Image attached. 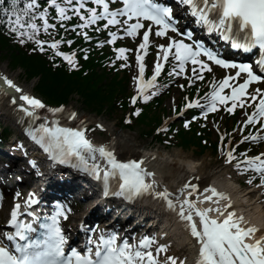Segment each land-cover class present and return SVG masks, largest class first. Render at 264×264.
I'll return each instance as SVG.
<instances>
[{
	"label": "snow or ice",
	"instance_id": "6c2138e0",
	"mask_svg": "<svg viewBox=\"0 0 264 264\" xmlns=\"http://www.w3.org/2000/svg\"><path fill=\"white\" fill-rule=\"evenodd\" d=\"M50 6L55 11L62 22L70 19L67 15L69 8L79 16L82 23L76 27L86 29L98 21H106L104 28L109 26H119L125 34L130 37L141 35L143 29L142 42L139 49L145 51L150 43V34L156 37H167V44L158 45L157 63L155 64L154 74L148 81V86H154V82L160 75L164 64L159 62L161 59L166 63L171 59L178 62L179 71L173 67L169 75H181L185 72V65H193L191 72L197 79H203V72L212 71L209 63L201 59L206 57L207 61L214 62L216 65L226 69H238L235 75H226L219 82H213L211 92L206 94L207 104L191 101L186 104L187 108L193 106L206 108L205 118L208 112L218 110L217 105H227L231 101V106L227 107L229 113L237 107H253L254 111L247 115L246 125H254L264 122V88L255 87L249 91L250 85L264 84V75L257 74L251 64L229 63L221 59L214 51L206 48L202 43H186L184 39H176L169 36V33H175L177 36H186L188 40L192 39V33H181L176 27V19L173 15V8L159 3L158 0H64L61 6L57 0H48ZM86 2L95 5L87 7ZM120 3L122 7L112 10L110 4ZM181 5L187 7L190 15L195 18L198 25H203L209 32H219L225 40H231L233 47L243 48L249 51L258 48L264 53V0H179ZM22 5V6H21ZM39 7L37 0H8V6H5V0H0V24L6 26L10 33L20 38L35 40L43 51V42L36 39L40 32V26L36 23L39 19L43 22V30L48 32L49 28H55L54 24H49L47 11H42L37 15L36 9ZM102 9V11H98ZM84 10L87 15L82 14ZM134 21V22H133ZM145 22H148L147 25ZM99 30V29H97ZM85 39H89L87 32L83 33ZM111 40L116 41L117 34L109 32ZM238 37L239 39H234ZM242 41V43H241ZM60 41H55L49 45L57 49ZM71 43V42H69ZM117 59L127 60L125 53L129 51L125 48L116 49ZM57 55L63 56L69 65H74V55H68L63 52H57ZM136 60L139 66L140 76L143 80L145 65L144 56L137 54ZM264 71V59L257 61ZM196 66H199V71ZM241 74H245L243 82H238ZM0 81L7 85L8 89H14L21 93L19 100L23 101L21 111L28 116H34L31 109H43L45 105L30 95L23 94L21 88L13 83L6 76H0ZM236 82V83H232ZM181 87H183L181 85ZM230 89V94H225V90ZM145 90L141 86L139 92L143 95ZM0 91H6L0 88ZM151 95H156L155 92ZM247 97V99H242ZM147 101L150 96L144 95ZM136 97L132 98V103H136ZM13 104L17 103L14 98ZM27 105L29 107H24ZM53 112H62L63 109H49ZM139 115V112L136 113ZM75 118V113L71 114ZM187 127V124L185 125ZM166 131V129H161ZM28 135L39 144L45 152H48L51 158L60 164H72L82 171L91 172L96 179H101V169L98 164L88 166L86 154L93 161L96 160V153L107 159L110 169L103 171V180L105 182V195H108L107 185L112 177H118L119 191L115 195H123L126 198L141 195L152 188V184L146 182L147 176H153V173L147 172L141 167L143 161H129L121 163L117 161L111 151L103 146L97 148L86 137L85 130L73 129L70 127H47L40 125L35 131L29 130ZM223 139V137H222ZM264 139V136H245L244 140L256 142ZM243 142V141H241ZM241 155L246 158L236 164L240 169L241 164L246 165L244 170H252L260 174L261 184L264 186V153L255 157H247L246 153ZM227 162L231 163L233 159V150L226 153ZM75 160L76 163H73ZM154 183V181H153ZM249 184L252 183L250 179ZM191 188L187 197H192L197 192L196 185L185 184L180 189V196L184 195L185 189ZM205 192L211 195L200 196L195 199L185 197L180 201V196L176 199L180 201L179 207L173 202L171 193L167 189L156 192V196L166 201L170 210L176 211L179 218L185 222V227L190 235L198 244V257L195 264H264V232H261L255 226L248 225L244 216L237 215L233 210L230 198L216 188H207ZM19 197V193L16 194ZM30 194L25 203L24 211L27 216L32 217L31 222L21 221V204L17 203L10 214L8 227L13 229L10 232L0 233V264H177V259L172 256H166L164 261L159 260L161 253L167 252V246L161 245L151 250L154 240L144 237L138 243L133 245L125 239L118 243V236L110 234L107 237L101 234L97 241L89 240L86 252L82 254L75 248L66 253L65 246L68 241L60 227L59 217L67 218L63 210V205H57L56 211L50 217L43 220L28 209L32 204L37 203ZM214 197L216 199H214ZM221 201H228L221 206ZM210 202V203H209ZM209 203L207 207H201V204ZM215 205V206H212ZM7 241L5 243L4 241ZM94 245V246H92ZM180 264H185L181 261Z\"/></svg>",
	"mask_w": 264,
	"mask_h": 264
},
{
	"label": "bare ground",
	"instance_id": "6f19581e",
	"mask_svg": "<svg viewBox=\"0 0 264 264\" xmlns=\"http://www.w3.org/2000/svg\"><path fill=\"white\" fill-rule=\"evenodd\" d=\"M7 68L8 67L6 65L0 66L1 76L5 75L4 72L7 70ZM6 103L8 104L9 102L6 101ZM7 104L3 105L1 108L2 116H4L6 119L14 120L13 109ZM90 120H93L94 122L96 121L92 118H90ZM90 120H88V122ZM109 130L112 135L110 141L99 139H96L95 141L102 144H108L113 147V149H115L116 153L119 155L118 158L120 159L122 158L131 161L143 157L144 154L151 157V168L157 170L159 173L157 177L160 181L164 180L165 183L177 186L179 189L184 188L185 184L196 185L197 192L199 189L202 190V188L205 189L208 187L210 183H213V186H215L214 182L217 180L216 176L219 174V169L214 167L207 158L197 159L195 158V155L185 153L183 151L185 146L182 145L181 148H171L170 150L166 148H159L157 150L150 151L146 148V145H143L141 142H139L138 136L135 133L125 131L119 133L114 128H109ZM192 139L195 140L196 138L192 137ZM220 185H224V182H222ZM216 189L218 192L222 193H224L223 190H227L229 192L232 191L233 194L239 195L240 197L242 196L243 198H247L248 195H250V193L246 194L245 196L241 195L239 189L237 187L235 188L234 184L230 183L229 187H224L222 189L220 186H217ZM189 191H191V188L185 189L186 194ZM197 192L194 193L193 196L197 195ZM208 195H210V193H208ZM184 198L185 197H181L180 201H182ZM171 199H173V202L179 206L180 201L176 199V196L173 193ZM234 210L240 214L242 213V208L240 206H236ZM230 211H232V209ZM257 212L259 214L258 219L260 221L264 219V210H261V207L259 208L258 205L256 206L254 214L257 215ZM245 220L247 219L245 218ZM180 226L182 227L181 224Z\"/></svg>",
	"mask_w": 264,
	"mask_h": 264
},
{
	"label": "trees",
	"instance_id": "16d2710c",
	"mask_svg": "<svg viewBox=\"0 0 264 264\" xmlns=\"http://www.w3.org/2000/svg\"><path fill=\"white\" fill-rule=\"evenodd\" d=\"M0 48L1 52L10 56L14 68L24 69L29 79H39L38 92L50 103H68L74 95H78L86 109L94 112L102 113L105 108L114 105L120 83L103 84L104 77L97 72L83 77L79 74H70L64 69L50 68L39 56L26 55L18 46H12L2 34Z\"/></svg>",
	"mask_w": 264,
	"mask_h": 264
},
{
	"label": "rangeland",
	"instance_id": "374dc122",
	"mask_svg": "<svg viewBox=\"0 0 264 264\" xmlns=\"http://www.w3.org/2000/svg\"><path fill=\"white\" fill-rule=\"evenodd\" d=\"M3 57L5 58L6 56L4 55ZM0 58H1V56H0ZM1 59H0V66L6 65L8 67V71L11 72V74L18 76V79L20 80V82H22L25 86L30 87L35 91V87L37 84L35 81L27 82L26 77L24 75V72L21 69L13 71V70H11L9 62L8 61H2ZM174 93H176V91ZM173 97H176V94H174ZM69 105L72 106L74 109L78 110V112L81 115H83L86 119L89 120L90 118H92L96 121L100 120V121L106 122V124L109 128L117 129V131L119 133L123 132L122 130H120L121 125L119 124L120 120L122 118L121 111H115V112L107 111L106 113H103L101 116H96V114L93 113L92 111H89L90 113H88L86 106L84 105V103H82V101L78 95H74L72 97ZM166 105L170 106V100L166 103ZM144 129H146V128H137L131 132L135 133L138 136L139 142H141V144H143V145H146V148H148V146L151 145L152 143L150 140H146L142 137V133H144ZM125 132H130V131H125ZM211 139H213V137H211ZM183 151L185 153L195 155L196 156L195 158H197V159L207 158L208 160H210L211 164L214 167H218L219 171H222V173H224V174L229 172L227 169H229V170L233 169L231 166L227 167V168L222 167L223 165L221 166L219 163L220 157L213 155L212 151H210V150L206 151V153H204L202 155H197L196 153H194L195 150L191 146H185Z\"/></svg>",
	"mask_w": 264,
	"mask_h": 264
}]
</instances>
